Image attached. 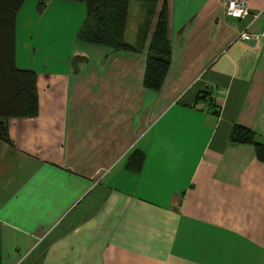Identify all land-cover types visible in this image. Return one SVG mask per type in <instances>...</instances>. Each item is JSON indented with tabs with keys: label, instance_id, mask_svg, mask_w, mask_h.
<instances>
[{
	"label": "crops",
	"instance_id": "obj_1",
	"mask_svg": "<svg viewBox=\"0 0 264 264\" xmlns=\"http://www.w3.org/2000/svg\"><path fill=\"white\" fill-rule=\"evenodd\" d=\"M161 1L170 59L156 90L143 85L154 18L140 49L70 36L37 61L18 11L14 60L35 72L37 111L0 140V264H264V160L228 139L238 124L264 143V0L240 19L223 0ZM209 90L217 115L196 106Z\"/></svg>",
	"mask_w": 264,
	"mask_h": 264
},
{
	"label": "trees",
	"instance_id": "obj_2",
	"mask_svg": "<svg viewBox=\"0 0 264 264\" xmlns=\"http://www.w3.org/2000/svg\"><path fill=\"white\" fill-rule=\"evenodd\" d=\"M84 5V18L78 28L75 40L109 47L113 51L140 49L145 40L149 23L154 18V26L146 46L143 85L156 90L168 69L170 43L166 37V10L160 0H65ZM131 1L143 4L145 19L138 31L134 44L124 39L127 10ZM24 0H0V140L8 141L7 120L15 117H31L36 114L37 100L35 72L30 68H19L15 64V25L16 15ZM47 0H36L37 8L42 11ZM140 33V34H139ZM83 59L72 57V61ZM197 102L205 105V110L218 114L219 105L211 91H202L196 97ZM228 139L233 142L252 143L256 156L264 160V143L255 141L252 131L234 124ZM141 157L134 153L128 157L126 167L137 169ZM132 163H135L134 166ZM132 165V166H131Z\"/></svg>",
	"mask_w": 264,
	"mask_h": 264
},
{
	"label": "rangeland",
	"instance_id": "obj_3",
	"mask_svg": "<svg viewBox=\"0 0 264 264\" xmlns=\"http://www.w3.org/2000/svg\"><path fill=\"white\" fill-rule=\"evenodd\" d=\"M62 3L69 4L65 6ZM18 17L17 39L19 43L23 40V53L28 52L30 58L35 56L37 61L49 53L58 58L64 54L70 36L74 38L80 27L84 18V5L65 0H47L45 8L40 11L36 0H24ZM141 19H145L142 2L131 1L124 33L126 41L133 40V26Z\"/></svg>",
	"mask_w": 264,
	"mask_h": 264
},
{
	"label": "built area",
	"instance_id": "obj_4",
	"mask_svg": "<svg viewBox=\"0 0 264 264\" xmlns=\"http://www.w3.org/2000/svg\"><path fill=\"white\" fill-rule=\"evenodd\" d=\"M222 4L225 15L233 18L240 19L246 16L249 12L245 0H223ZM254 16L255 15L253 14V17ZM238 36L241 39H249L251 37V35L246 32H241ZM196 106L205 109V105L201 102H197Z\"/></svg>",
	"mask_w": 264,
	"mask_h": 264
},
{
	"label": "water",
	"instance_id": "obj_5",
	"mask_svg": "<svg viewBox=\"0 0 264 264\" xmlns=\"http://www.w3.org/2000/svg\"><path fill=\"white\" fill-rule=\"evenodd\" d=\"M250 40V43H253L254 39H249Z\"/></svg>",
	"mask_w": 264,
	"mask_h": 264
}]
</instances>
